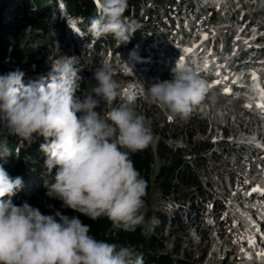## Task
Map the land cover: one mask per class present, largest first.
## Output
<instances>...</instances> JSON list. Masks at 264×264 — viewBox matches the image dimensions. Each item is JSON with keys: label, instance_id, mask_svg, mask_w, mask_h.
<instances>
[{"label": "clouds", "instance_id": "clouds-1", "mask_svg": "<svg viewBox=\"0 0 264 264\" xmlns=\"http://www.w3.org/2000/svg\"><path fill=\"white\" fill-rule=\"evenodd\" d=\"M93 3L96 14L83 35L94 40L111 36L118 46L127 43L137 30L124 15L129 0ZM256 7L264 10V0H257ZM56 51L46 77L25 84L19 68L0 75V134L29 144L43 138L45 166L49 172L57 169L55 182L45 186L64 207L92 221L106 217L113 230L143 228L148 182L131 157L152 142L151 126L136 111L134 94L114 79L109 61L98 64L91 77L95 83L81 91L78 58L59 54L58 45ZM147 91L171 114L186 118L211 90L195 70L177 60L171 78H155ZM117 98L118 106L103 111ZM210 99L215 101L214 93ZM6 136L0 138V158L12 154ZM22 188V178L11 177L0 165V264H144L134 248L97 239L76 216L59 211L45 215L26 201L14 204L12 197Z\"/></svg>", "mask_w": 264, "mask_h": 264}, {"label": "rangeland", "instance_id": "rangeland-1", "mask_svg": "<svg viewBox=\"0 0 264 264\" xmlns=\"http://www.w3.org/2000/svg\"><path fill=\"white\" fill-rule=\"evenodd\" d=\"M58 1L60 2L58 5H65L61 0H56L53 9L57 8V11ZM143 1L149 2L150 0H142L138 3V6L130 9V16H136L140 22V24H134V26L137 28L136 31L138 34L142 37L140 39L141 43L144 42V38H151L152 32L163 23L162 17L169 11L178 9L181 0H167L166 5L162 6L160 9L158 5H152L151 7L148 3L143 5ZM183 1L186 2L187 5L191 4L190 0ZM253 3L254 4L251 5L250 2V9L257 13L256 21H264V10H258L255 6V2ZM149 7L153 10L159 9L160 11L147 19L149 12H147L146 9H149ZM21 8V0L0 1V15L5 18L2 23H0V26H2V28L9 27L6 34L0 33V44L4 46V43L8 41L10 45L15 46L12 50L13 53L19 56L17 62L10 63L0 58V63L10 71H14L17 68L22 70L25 73L23 78L25 84L38 79L37 75L45 77L48 75L49 72L46 73L45 69L51 68L53 57L58 55L56 51L58 45L59 54L70 53L71 55H79V62H82L79 74L83 78L80 85L81 91L86 89L89 84L95 83V81L91 79L93 71L100 62L105 60L109 61L113 66L114 79L119 82L121 87L124 85V78L122 75L118 74V71L115 70V66L117 63L116 51H118L119 47L120 49H124L126 47L125 44L121 43L118 46L117 42L111 36L106 38L102 37L96 40L95 50L92 51V42L86 39L89 37L88 35H83L86 33L85 31H87V29H85V31L83 29L81 30V22H79L80 25L76 26L78 28L76 30L80 31L83 36L78 35L73 30L74 28L69 26L71 23L75 24L73 21L75 16L73 17L70 14L64 17L66 32L69 33V35L65 32L64 24L60 21L59 16L54 17L53 14L46 20L48 21V28L59 29L58 33L51 31L53 34L52 41H47L46 33L40 30H33V28L28 25L30 22L29 19H23L25 16L19 15V13L16 12L17 10L20 11ZM13 9L14 11L9 13L10 10ZM36 12L37 13L34 14L38 15V11ZM181 14H183V11H181ZM129 18L127 19L132 21L131 17ZM67 21L70 23L68 24ZM169 22L170 26L169 23L168 26L171 27L172 21ZM85 27L88 28V25ZM219 35L221 36V34ZM134 37L135 36L131 35L130 38L133 39ZM77 43L84 44L78 45ZM31 64L34 71H24L25 67L31 69L32 67H29ZM150 64V68H152L154 63L151 62ZM0 75L2 74L0 73ZM157 78L164 80L170 79L171 76L161 73ZM81 91H78L77 95H80ZM212 94L213 92L210 93V97ZM214 94L217 102L215 108L223 112V114H219L221 119H219L218 116V119L213 120L212 116L208 115V108L206 107L202 114L191 112L188 117L181 118L178 115L171 114L164 105L158 103L151 96L135 103L136 111L145 117L153 133V140L148 146L149 152L152 155L151 178L153 183L149 197L145 201L146 206L141 210L145 215L146 224L143 228H140L146 235L147 240H151V238L157 240L158 245L156 250L158 254L173 256L175 263L238 264V259H234V253L230 252V254L228 252V247H222V245H224L222 242L225 241V243H227L228 238L232 240L234 233H230L228 237L224 236V240L219 241L223 233L228 234L229 224L226 225L222 221L225 220L227 216L228 219H236V210L231 208L228 213L227 210H224L222 214L221 208L227 209V207L226 205L219 204V199L216 194H220L219 198L230 199L231 201H229L227 205L236 203L234 199L239 196L241 190L237 188L239 179L236 178L235 173H240L241 170L240 166L237 169L236 166H233L235 164L234 159H231L228 153L233 154V152L238 151L237 149L239 148L235 146L222 148L219 146V148H216V153L214 149L213 153H204L196 156L191 153V150H194V146H196L195 148L197 150H203V148L209 145H212L214 148V145L219 139V131L217 133L214 128L211 129V123L213 121L218 123L220 129V126L224 123L223 117H226L224 113L226 108L224 106H232L234 111L236 113L238 112L239 105L236 100L231 101L216 93ZM120 103V99L117 98L112 105H105L104 108L103 105H101V107L96 110L100 112L103 108V111L106 112L112 107L118 106ZM227 113L230 112L227 111ZM167 128L171 136L174 133V137L169 138L163 146H160L164 138V131ZM227 131L232 132L233 130L227 129ZM39 141L40 143L32 149L35 150L34 156H30L29 158L26 157L28 161L23 160L19 164L17 163L18 167L14 172L13 178L17 176L21 177L23 180V188L12 197L13 203L21 205L26 201L33 207L39 208L45 215H54L55 212L59 211L63 215L69 217L76 216L82 221L78 212L64 207L61 200L48 195V189L45 185L46 183L51 184L55 182L54 178L57 169L53 168L51 172H49L46 168L45 161L47 156L40 147V145L44 143V140L40 138ZM26 145L24 140L18 138V142L10 146L12 149L11 155L14 157L16 156L17 160L20 161V156L27 151L29 152ZM219 149L221 152L218 151ZM11 155L0 158V165L3 166L8 163V158ZM179 164L183 165L184 168L182 169V166L179 167ZM30 166L33 167V169H31ZM166 166L174 168L175 175L183 172V170L187 168L186 166L196 170L201 174L203 179L202 191H195V193L190 196L191 200L185 202L183 205L176 204L175 195L166 194L159 186V173ZM176 168L178 169L176 170ZM181 192L184 195L186 191L181 190ZM215 199H217V201ZM197 208L204 209V211L201 210L199 212ZM217 216L220 217L219 220H214L213 222L212 219ZM237 243L240 244L239 242ZM230 245L231 247L229 249L232 250L234 245H232V242H230ZM132 248H134L137 253L141 254L138 249L135 247Z\"/></svg>", "mask_w": 264, "mask_h": 264}, {"label": "trees", "instance_id": "trees-1", "mask_svg": "<svg viewBox=\"0 0 264 264\" xmlns=\"http://www.w3.org/2000/svg\"><path fill=\"white\" fill-rule=\"evenodd\" d=\"M63 1L66 3L70 12L72 13L73 16H75V18L82 19L88 24L90 17L96 14V6L93 4V0H63ZM140 1L142 0H129L128 9L125 12L126 17H130L131 7L138 6V3H140ZM21 3H22L21 10L20 11L17 10L16 12L19 13V15H24L25 18L23 19L25 20L29 19L30 22L28 23V25L31 26L33 30H40L41 32L46 33L47 41H52L51 39L53 34L51 31L58 33L59 29L48 28V26L46 25L47 24L46 20L57 11V8L53 9V7H55L56 0H21ZM150 3H152V5H158L159 6L158 8L160 9L162 6L166 5L167 0H150ZM145 4L146 2L143 1V5ZM159 9L157 10L155 9L156 11L151 9H146L147 12H149L148 17L154 16L157 12L160 11ZM13 11L14 9L10 10L9 13ZM36 11H38L39 13L38 15L34 14L37 13ZM4 19L5 18L2 15H0V23H2ZM132 21L135 22L136 24L138 23L140 24L138 18L134 15L132 16ZM8 29L9 27L2 28V26H0V33L6 34ZM136 38L140 40L142 37L140 34H136ZM131 43L132 40L129 39V41L124 44L131 45ZM13 48H15V46L10 45L8 41L4 43V46L0 44V58L3 61L10 63L17 62L19 60V56L18 54L13 53L12 51ZM29 67L32 68L30 69L28 67H25L24 71L26 72L34 71L32 64ZM9 71L10 70H8L7 67H5L2 63H0V73L2 75L8 73ZM5 136L6 134H0V138H4ZM172 137H174V133L171 136L168 128L165 129L164 138L160 146H163L164 143H166L167 140ZM18 138L19 137L17 136H6L8 146L10 147L11 145L16 144L18 142ZM39 140L40 139L36 140L31 144H29L27 141L24 140V142L27 144L26 146L29 149V152L27 151L26 153H23L22 156H20L21 157L20 161L17 160L16 156L15 157L12 155L9 156L8 158L9 162L4 164L3 166L11 177L14 176V172L21 161L23 160L28 161L26 160L27 156H34L35 150L32 149H34V147L38 145V143H40ZM195 147L196 146H194L193 148L194 150H191V153L194 156L204 153L205 154L209 153L212 149L211 145L206 146L205 148H203V150H197ZM159 150L161 151L160 148ZM162 154L164 155V153ZM131 159L133 160L136 169L148 182L147 195L144 197L146 201V199L149 197V194L151 192L152 183H153L151 178L152 155L150 154L149 149L147 147L146 149L133 154ZM180 166H182V169L184 168L183 165L179 164V167ZM186 167L187 168L183 170V172L175 175L174 173L175 169L166 166L164 169L160 171L158 176L159 186L163 189V191L166 194L175 195L174 198L176 200V204L179 205L180 204L183 205L185 202L191 200L190 196L193 195L195 191H202L203 179L201 174L198 173L196 170L191 169L188 166ZM30 168L33 169V167L31 166ZM177 169L178 168H176V170ZM181 190L186 191L184 195L182 194ZM78 214L85 224L91 226L90 234L94 235L97 239H101L109 243H116L119 246L135 247L143 255L144 264H180V263H175L174 257L171 255L158 254L156 250L158 245L157 240L155 238H151V240H147L146 235L142 232V229L140 227H137V229L134 232L113 230L111 226V222L106 217H101L96 221H92L87 216H84L80 213Z\"/></svg>", "mask_w": 264, "mask_h": 264}, {"label": "bare ground", "instance_id": "bare-ground-1", "mask_svg": "<svg viewBox=\"0 0 264 264\" xmlns=\"http://www.w3.org/2000/svg\"><path fill=\"white\" fill-rule=\"evenodd\" d=\"M74 17V16H73ZM74 19H77V18H75L74 17ZM79 22H81V25H83V21L82 20H79ZM78 22V24L77 25H80V23ZM87 29V28H86ZM65 32H66V26H65ZM84 30V29H83ZM67 33V32H66ZM68 35H69V33H67ZM89 37H87L86 39H88L90 42H92V47H91V50L92 51H94L95 50V44H96V40H94L93 38H92V36L89 34L88 35ZM166 37H164V39H165ZM85 41V40H84ZM144 55L142 54V52H139V54H138V58H141V57H143ZM154 63L153 65L154 66H152V68H150V66H151V64L150 63ZM164 64H160V61H159V58L158 57H155V58H153L150 62H147V61H139V59L136 61V64H135V68H141V69H143L144 71H146V72H148V73H153V71L155 70V69H158V70H160L161 68H162V66H163ZM159 67H161V68H159ZM261 111H262V109H261ZM260 144L258 143V146H259ZM249 188H251V186H249ZM250 193V190H245V194H249Z\"/></svg>", "mask_w": 264, "mask_h": 264}, {"label": "snow or ice", "instance_id": "snow-or-ice-1", "mask_svg": "<svg viewBox=\"0 0 264 264\" xmlns=\"http://www.w3.org/2000/svg\"><path fill=\"white\" fill-rule=\"evenodd\" d=\"M206 38H207V37L205 36V39H206ZM185 51H191V50H190V49H186ZM178 61H179V63L183 64V63H184V58H183V57H180ZM253 78H254V79H258V77H256L255 74H253ZM214 83H217V84H218L219 81H215ZM229 91H230V90H228V89L225 90V92H229ZM261 95H262V97H264V89L261 90ZM246 106H247V107H251L250 105H246ZM258 107L264 108V103L258 104ZM253 191H259V192H261L262 194H264V189H260V188H258V187H257V188H254ZM249 242H250V244L255 245V241H254V240H251V239H250ZM259 255L264 256V252L260 253Z\"/></svg>", "mask_w": 264, "mask_h": 264}]
</instances>
